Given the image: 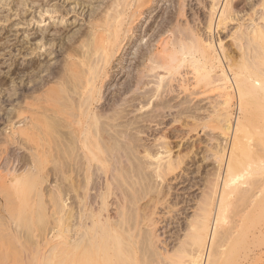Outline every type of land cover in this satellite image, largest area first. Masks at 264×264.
Wrapping results in <instances>:
<instances>
[{
  "label": "bare ground",
  "instance_id": "6f19581e",
  "mask_svg": "<svg viewBox=\"0 0 264 264\" xmlns=\"http://www.w3.org/2000/svg\"><path fill=\"white\" fill-rule=\"evenodd\" d=\"M99 1L69 0L75 6L82 7L81 9L86 8V13L90 17L87 29L77 30L70 36L62 29L56 30L55 33H50L48 29L39 30L40 34H34L32 37L33 40H37L39 37L45 43L48 41L58 43L66 38L68 43L65 41L66 46L60 47L67 53L65 59H62V65L47 67L48 64L29 62L31 64L28 63L29 65L22 68L16 67L14 72L12 71L16 78L28 74V77L32 76L36 79L40 78L41 73H46L39 81L29 78L34 81L28 80L29 83H33L30 85L37 92L36 94L34 91H30L35 93L33 97L40 96L33 100L30 97L31 102H28L30 95L25 98L26 100L23 98L25 104L31 109L36 107V110L32 109L31 114L29 112L30 119L28 120H31V123L29 122L31 125L27 124L24 117L27 126L23 124L25 126H20V128L16 126L18 124H15L17 127L15 133L18 136L22 135L20 138L36 140L33 149L35 146H41V141L43 143L48 138V141L52 138L53 140L57 138L59 142L58 138L67 140L69 148L72 145V148L76 149L78 153L75 154L72 148L71 151L74 153L71 151L69 154L61 153L64 147L58 142H56L58 145L52 146V140L50 143L42 145L56 151H48L44 147L47 152H53L54 157L57 152L64 154L66 158L70 152L75 155L81 154L80 157L75 156V159L78 160L81 156L83 158L84 163L79 168L81 171L76 168L74 162L68 166L74 165L80 174L83 173L82 169H85L82 175L85 176L83 185L80 186L81 190H79L80 192L76 191L79 203L77 212L76 208H74L75 212H72L70 204L67 206L66 200H69L67 199L69 195L67 194L65 197V192L62 193L64 186L61 187L62 191L58 190L56 186H54L56 189L51 191L53 192L51 194L53 195V211L58 215L55 214L54 220L63 219L64 215L62 214L65 213L66 206L70 209L66 210L69 213L65 214L67 218L70 211L72 213L71 219L69 217L72 222L69 224L67 221L69 226H66L65 234L61 235L60 231H57L60 236L54 243V233H51L53 237L47 235L46 232L40 247L35 245L38 249L33 251L34 255L26 256L25 254L26 257H30L22 258L23 264H153V260L161 255L159 250L152 251L153 247L157 245L149 247L150 243L152 241L154 243L156 240L150 241V238L152 239L157 234L150 233V228L149 230L142 227L143 219L147 216L142 215L150 211L147 207L148 203L158 204L156 201L159 199L157 196V200L154 201L155 199L152 198L154 194L148 195L154 193L151 190L144 191V188V192L141 193L140 187L143 186L144 180V183L148 184L147 186L150 188L156 187V184L152 185L158 183L159 177L160 180L166 179V175L168 176L180 166L183 162L182 158L185 156L181 157L175 152L178 149L180 152L187 140V134L195 130L200 123L204 127L208 124H215L217 130V133H214L216 135L212 134L213 136L209 137V143L205 146L206 150L210 151L211 157L214 158L215 170L212 168L213 177L209 176L208 178H212L211 182L209 181V186L207 184L209 192L203 197L204 199L199 201L202 204L198 206L200 208H197L199 211L197 214L195 212L196 216H193V221L189 220L192 222H189L191 228H188L190 232L186 233L189 236L190 248L188 250V248L185 249V245V247L181 245V250H185L184 253H186L183 254L182 251L181 257L179 254H175L176 258L179 256V260L176 259V261L179 264H255L257 261L262 264L261 262H264V0H165L170 4L160 14V18H157L159 15L157 12L156 16H152L149 21L144 19L145 14L156 10L161 0H108L104 4L102 2L103 7L99 6L101 5L98 4L101 3ZM94 6L98 8H94ZM146 22L147 24L144 25ZM19 38L21 39V37ZM62 43L60 45H65ZM14 75L12 76L14 77ZM204 95L205 97H203ZM24 103L23 107L29 111ZM18 114L20 115V113ZM187 118L192 121L188 127ZM62 122L67 124V131L59 130L60 127H57ZM173 123H179L181 127L172 128ZM66 143H64L65 146ZM40 148L39 150H43ZM33 149H29L35 151L34 154L31 152V155L38 156V150ZM66 150L68 151V149ZM47 152L44 153L47 154ZM31 155L29 154V156ZM35 158L34 161H37ZM107 159L112 160L113 164L115 161L116 165L117 163L119 165V162H123L125 165L124 161L126 163L130 161V165L131 163L135 165L134 169L139 173L134 175L136 172L131 168L133 175L129 169L132 176L125 177V173L128 175V172L124 171L127 165H121L122 168L124 166L123 170L120 165H117L124 172L122 178L126 179L124 180V191L121 189L122 193L118 187L122 188L124 181H118L122 183V186H118L120 183L115 182L118 183L116 184L118 190H116L121 194L115 192L116 187L115 184L113 185L112 192L116 194L114 195L116 197L113 196V199H116L115 203L112 201L116 204V212L113 210L115 212L113 216L112 212L107 214L108 206L111 203V200H106L108 190L102 189L103 186L109 185V179L110 181L112 178L116 181L119 180V175L122 172L117 173L119 174L117 176L112 175L120 171L116 169L115 164L116 167H113L111 161L110 169H115V172L112 173V170L109 169L110 177H103L101 174L106 169H103L101 163ZM24 160L27 161V159ZM110 160L107 161L110 162ZM65 161L63 163L66 164ZM61 163L59 165H63ZM23 164L26 165V163ZM29 168L28 172L31 171ZM60 168H57L58 171ZM71 169L75 170L72 167ZM19 171L21 173L14 172L10 181L18 183L30 174V172L25 174L27 173L26 169L23 171L25 175L21 170ZM62 171L65 172V170ZM36 172L38 171H31V178L28 176L29 180L26 179L25 182L32 181L35 186L36 180L32 179L36 178H32V173ZM64 172L60 176L63 177ZM211 173L210 175H212ZM42 174L44 173L42 172ZM80 174H76V176L78 177ZM69 175L67 174L66 179L71 177ZM60 176L57 177V180L56 177L55 180L51 177L54 180L52 181H59ZM156 177L158 180L153 182ZM63 178H60L61 181ZM79 180L77 178L75 185L78 186L77 183H81L78 182ZM163 180L161 181L163 182ZM20 182L19 184H22L23 181ZM28 182L26 184L29 185H25L26 188L23 185L22 187L29 190V186L33 188V185ZM111 183L113 184V182ZM166 183L168 182H165V185L170 187L171 183ZM50 184L48 183V185ZM112 184H110L111 187ZM167 186L165 192L164 186L160 185H157L156 190H152L156 195V191L159 192L162 188L159 194L162 192L165 194ZM68 188L65 187L64 190L69 191ZM39 191L38 198L39 196L41 198L43 195ZM205 191L204 194H206ZM23 192L22 190V196L27 195V190L26 194ZM71 192L69 191L70 195ZM146 192L154 203L150 202V199H148L149 202L145 201L147 205L141 203L142 197L147 196ZM171 192L173 191L171 190ZM111 194L108 195L109 198H111ZM44 196L42 200L45 198ZM30 197L24 196L23 201L24 198L29 199ZM72 200L75 201L74 198ZM33 201L36 200L33 199ZM40 201H36L37 204L42 202ZM77 202L72 207L77 206ZM169 207L171 206L169 205ZM150 208L152 209L150 215L155 214L153 212L155 207L151 206ZM38 209L40 210V208ZM229 210L233 212H229L233 214L230 221V218L225 216L226 212L228 215ZM143 211L146 212L143 214ZM43 216V213L40 214L41 219ZM148 217H150L149 213ZM151 218L155 219V217ZM29 220L27 217L20 216L19 223H17L18 225L22 224L21 227L24 225L28 228ZM151 220L148 219L152 224L149 223L156 227V221L154 220L155 224H153ZM160 220L163 221L161 218ZM32 224L34 225V222ZM53 225L59 224H52L51 230ZM43 233L45 232L43 231ZM151 234H153L152 237H150ZM188 236H185L186 239ZM16 237L15 242L18 241ZM40 241L35 243H40ZM182 242L186 245L188 243L187 240L185 241L187 243ZM150 248L152 249L150 250ZM17 249L13 247L4 255V252L0 253V262L5 256L18 260L21 255ZM154 251H157L158 254L156 252L154 254ZM148 252L154 254L153 256L158 255L151 259L153 262L149 259L150 262L147 263V257H151L148 256ZM177 252L179 253V250ZM164 255L166 258L168 255L170 256L169 252ZM184 255L185 259L181 260L180 258H183ZM230 255L232 257L228 260L227 257ZM175 256L170 257L171 260ZM162 257L161 260H156L157 263L166 264L170 259L168 257L164 260V256ZM171 260L168 261L169 264L172 263H170Z\"/></svg>",
  "mask_w": 264,
  "mask_h": 264
},
{
  "label": "rangeland",
  "instance_id": "374dc122",
  "mask_svg": "<svg viewBox=\"0 0 264 264\" xmlns=\"http://www.w3.org/2000/svg\"><path fill=\"white\" fill-rule=\"evenodd\" d=\"M105 1L107 2L108 0H100L99 2H101V3H98V4H101V5H99V6L101 7L104 4ZM162 1H164V2H162ZM102 2H103V4H102ZM156 4L157 3L155 2V5ZM169 4L170 3H168V1H165V0L159 1L158 6H157V9L154 10V11H152V13L151 12L146 13L145 14L146 16L144 17V19L146 18V21H149L152 18V16L153 17L156 16V13L157 12L159 14L157 16V18H160V14L163 13V11L165 10V8ZM53 6H54V8L56 7L55 10L57 9L59 12L56 10V13H55V10L53 9ZM81 8L79 6H77V5L75 6L74 3H70L69 0H33V1L32 0H0V253L2 254L4 252L3 253V255H4L8 250H10L13 247H15L16 249L18 248L17 249L18 250V253H20V255H21L20 256L21 260H20V258L18 260H15V259H11L10 256H9V258H7V256H5V258H3V261L0 262V264H23L22 258L25 259V257L27 255H29V254L30 255H34L33 254L34 253L33 251L34 250L36 251L38 249V247L36 248L35 245H37V246L39 245V247H40V244L43 241V237H45V235L47 233H48L47 235H51V236H53L52 234L54 233V236L55 237L54 236L53 237H54L55 241H54V239L53 240L51 239V240L54 241V243L57 242L58 241L57 239L60 236L59 234H61V235L62 234H65L64 232L66 230V226L68 227L69 226L68 223L71 224V222H72V221L70 222L71 214L72 213L70 211V215L67 218L66 215L69 214V213H67L66 210L69 209V207H71L72 208L71 209L72 212H75V209L74 208H76V212H77V209L79 207V203L77 202L78 198L76 197L77 196L76 193L80 192L79 191V190H81V187L80 186L83 185V182H84L83 179H84V176L85 175L84 176H82V175L84 174L85 169H82L83 173L80 174L81 169H79V168H81L82 167V164L84 163L83 162V158L81 156V158L79 160L80 161L82 160V161H81V163H78L80 161L77 158L75 159V156L76 157H78V156L80 157L81 154H79V155L77 154L78 156L75 155L78 152H76V149H73L72 148L73 147L72 145L69 148V144L66 143L67 140H65V139L63 140L62 139L63 140V144H62V140L60 138H58L60 140V142L57 140V138L56 139L54 138V140H53V138L52 139L50 138L53 141L52 146L59 144V145L63 146L64 148L66 146L68 147V148L66 147V149H68V151L66 149L64 150V148H63V150H62L63 152H61V153L66 152L64 154H69V151H71L72 149L75 152V154H72L71 152H73V151H71L70 152V155L71 156L70 155L69 156L66 155L67 158L65 157L64 154H61L60 152H57V153H55L57 155H55V157H54V153L53 152H56V151H53V149L50 150V149H48L47 146L42 145V144H48V143L51 142V140L48 141V139H49L48 138V139H46V141H43V143L41 141L40 145L42 147L41 146H37L39 148L40 147L43 148V150L40 148L42 151L39 150V148H37L35 146L36 150H38V152H39L38 156L35 155V157H37V158H35L33 156V154H34L33 152H35V151H31V150L33 149V147H34V145L36 144L37 141L36 140L33 141V139L32 140H29L30 138L27 139L25 137L20 138L22 135H19L18 136V134L15 133V129L17 127H20V126L21 127H24L26 125V122H27L28 125H31V124H29V122L31 123V120L30 121L28 120V119H30L29 112L31 114V112H33L34 109L36 110V107H34V109L32 107V109H33V111H32V109L30 108V106H28L27 104L24 103L25 102L24 99L25 98H28V95H30L29 98H28V100H29L28 102H31L30 101L31 100L30 97H32V100H33V98L36 97V96L35 97H33V96H34L35 93L37 94V92H35L33 90L32 86H31V85H33V83H29V81L31 82L35 78H32V76H30L32 78V80L29 79L30 77H28V74L27 75L26 74H23L20 78H16L15 75L13 74V72H14L13 70H15L16 67L22 68V67H25L26 65H29L31 63H33V64L40 63L42 65H44V64L47 65L48 64L47 67L48 66H50V67L53 66L54 67V66L60 65V64L62 65L63 60L65 59L67 53L65 52V49L60 48V47L66 46V44L68 43L67 40H66V38L63 39V41L60 40L61 42L59 41L58 43H56V42L53 43V41H51L52 42V44H51L50 41H48V42L45 43L43 40L39 39V37H37V40L34 39L35 40L34 41L32 37H34V34L35 35H38V33L40 34V31H43V30H46V29H48L50 31V33H55L56 30L62 29V30L65 31L64 33H67V35H69V36H70V34H72L73 32H75L77 30H85V29H87L86 27H87V25L89 26L88 23L90 21V19H89L90 17L88 15V13H86V8H84V9H81ZM94 8H98V7L94 6ZM80 11H82V12H80ZM75 20H76V22H75ZM143 20H142V22H143ZM145 24H147V22L144 23V25ZM52 27H53V29H52ZM67 28H68V30H67ZM24 34H26L28 36H26ZM19 37H21V39ZM65 41L67 42L66 44H65ZM17 42H19V43H17ZM61 43L62 44H65V45H60ZM16 46H18L19 48L16 47ZM61 49H62V52H60ZM64 53H65V55H64ZM29 62H31V63H29ZM45 74H46L45 72L44 73H41L40 78L42 76L44 77ZM12 75H14L15 78ZM40 78L37 77L36 78L37 81H39ZM16 80H17V82H16ZM32 82H34V81H32ZM30 91H34L35 93L34 92H30ZM31 93H32V95H31ZM26 94H27V96H26ZM24 96H26V97H24ZM38 96H40V95H37V97ZM37 97L35 99H37ZM203 97H205V95ZM204 101H206V100H204ZM23 103L25 105H27V108L29 109V111L27 109H26L27 111L25 110V107H23V105H22ZM18 113H20V115L23 116V117H21ZM27 115H28V117H27ZM24 117H25L26 120L23 119ZM13 120H14V122H13ZM191 122L192 121L189 118H187V127H188V124H191ZM15 124H18V125H16L17 127L15 126ZM23 124H25V125H23ZM61 125L60 126L57 125V127H60L59 130L67 131V124L62 122ZM174 125H175V127H174ZM199 125L200 126L202 125V126L200 127ZM214 125L215 124H208V125H205V127H204L203 124L200 123V124L197 125L198 128L196 127L195 130H193V131H191V132H189L187 134V140L185 141V144H184L183 148L180 150V152H179V149H178V151L176 150V152H175V153H178L181 157H182V155H183V157L185 156L184 158H182L183 159V162H185V163L182 162L180 164V166L176 170H174L173 172H171V174H173V175L175 174L174 176L171 175L170 173L168 174V176L166 175L165 176L166 179H164V178L161 179V180L164 179L163 180L164 183L160 180V177L159 178L158 177L154 178L155 180L153 182H156L158 179L159 180L157 181L158 183H154L152 186H154L155 184H156V187H157V185L158 186L160 185L161 187L164 186L165 189L163 187V190L165 192L166 186H167V185H165V182H168V183L170 182L171 183L170 187L167 186L168 188H170L169 189L170 191L167 188V191H166L165 194H164V192H162V194H159V193H161V190H162V188L159 187L160 190L158 189L159 192L156 191V195H155V191H153V190H156L158 187L157 188L156 187H151L150 188L149 186H147L148 184L144 183L145 180L142 182V185L143 186L140 187V192L141 193H143L144 191H150L151 190V192H154V193H149L148 192L149 193L148 195L151 194V196H152L154 194L152 196V198L155 199L154 201H156L157 199H159L158 201H156V202H158V204L157 203L155 204L154 201H153V199L149 198V196L147 195V192L145 193L147 196H144L143 194H141V195L144 196V198L142 197L143 200H141V203L146 204L147 202L145 203V201H147L148 199H150V202H153L154 204L153 203L152 204L153 205H156V206H153V205H151V203H148L149 206H147V207H149L148 209H150V211H147V212L149 213V216L150 217L147 218L148 213L144 214L146 211L145 212L143 211V214L144 215H142V216L147 215L146 217H144L143 220L145 222L146 219H147V222H148V225L149 226L147 225V222H145L146 224L144 222H142L143 223L142 224V227H146L147 229L150 228L151 229V230L149 229L150 230V233L153 232V234H155V233L157 234V236L156 235L153 236V234L150 235V237L153 236L152 239L150 238V241L151 240H155V239L156 240H155L154 243L152 241V243H150V246L149 247H153V245H155V246L157 245L156 247H153V249L150 248V250L151 249H152V251L153 250H159V252H161L160 254L162 256H164V260H166L168 257L169 258L170 257H174L175 254L176 255L179 254V256L181 257L180 254H181L182 251H183V254H185L186 253V252L184 253L185 250H181L182 249V246L183 247L186 246L185 249L188 248V250L190 248L189 247V241L190 240L188 239L189 236L187 235V233L190 232L189 229L191 228V226L189 224L192 223V222H190L189 220L191 219L193 221L194 217L196 216V214L199 211V209L197 210V208H200L198 206H200L202 204V203L200 204L199 201L202 200V199H204L203 197H205L207 195V192H209V189H208L209 188L208 187L209 186V181L212 178L211 179H208V178H209V176L210 177H213V174H212L214 172L213 169L215 170V164H214L215 161L213 160L214 158L211 157L210 151H207L206 150V147H205L209 143V139H210L209 137H211L213 135H216V134H214L215 132L217 133V130L215 129V126ZM171 127L172 128H180L181 125L179 126V123H173V125H171ZM22 139H23V141L21 142ZM55 140H57V141H55ZM109 141L112 142L111 139H109ZM44 142H47V143H44ZM56 142H58V144ZM64 143H66L67 145L65 146ZM23 147H25V148H23ZM44 147L47 148L46 150L53 151V152H51V153L50 152H47L44 149ZM29 149H31V150H29ZM40 151H41V153H40ZM31 152L33 153L32 155H31ZM44 152L45 153L47 152L48 155L45 154ZM59 153H60V155H59L60 157L58 156ZM29 154L32 157L29 156ZM39 155H41V156H39ZM63 155H64L63 158H66L67 161H65L66 159H63V158H62L63 159V161H62L61 157ZM206 155L209 156L208 159H207V156ZM73 156H74V160H73ZM33 157L35 159H37V161L36 160L34 161V158ZM43 157H44V160H43ZM38 158L40 159V162L42 161L41 162L42 164L40 162H38V160H39ZM50 158H51V160H50ZM58 158H60L61 160L58 159ZM24 159H27V161H25ZM121 159H125V158H121ZM28 160H31L32 163H31V161H28ZM55 160H57V161L55 162ZM107 160L109 161L110 159H107ZM107 160H105V162H107V163H105V162L101 163V165L103 166V169L104 170L106 169L105 171L103 170L104 173L101 174V175H103V177L104 176L105 177H108V176L110 177V170H112L111 171L112 173L115 172V169H110L111 165L113 164V161L110 160V162H108ZM61 161H62V163H61ZM64 161L67 162L66 163L67 165L65 163H63ZM111 161H112V164H111ZM35 162H38V163H35ZM73 162H74V165H76V168H78L80 171L78 169H77L78 171H76V168H75L74 165L68 166L70 164H73ZM128 162H127L128 163L127 164L124 161L125 165L123 164V162H119L120 167H121L122 164L124 166L127 165V167L125 168L127 171L126 170H124V171L125 172H128V175H127V173H125L126 174V175L124 174L125 177L126 176L129 177V175L130 176L133 175L132 172H131V168H132V171L136 172L135 169H134L135 165H133L132 163L130 165V161H128ZM23 163H26V165L23 164ZM59 163H61L63 165H59ZM30 164H32V165L29 166ZM33 164H37V165H33ZM39 164H40V166H39ZM56 164H58V165H56ZM114 164H115V161H114ZM114 164H113V167L116 165V164L115 165ZM117 165H118V163H117ZM128 165H130L131 167L128 166ZM33 166H37V167L34 168ZM61 166H63V167L60 168ZM66 166H68V167H66ZM124 166H123V168L121 167L122 170L124 169ZM181 166H183V167L181 168ZM29 167H31V168H29ZM71 167L74 168L75 170L71 169ZM117 167H116V169H118L120 172H115L114 174H112L114 176L115 175L117 176V175H119L117 173H121L122 172L121 169H119L120 167H118V168ZM128 167H130V168H128ZM28 168L31 169V171H33V172H34V170L35 171H38V172L34 173L35 175L32 173V178L33 177L36 178V179H34V178L32 179V180H36L35 181L36 183L34 182L35 186L33 185V182L32 181L31 182L29 181L31 183V185H33V188L31 186H29L30 187L29 190L28 189H25L26 188L25 185H27V186L29 185V184H26L28 182V180H29V177L31 178V176H30L31 175V171L30 170H29L30 174L29 175H26V179H28L27 182H25L26 181L25 178H23L24 180H22L24 183L20 180L22 182V184H19L20 181L18 183H15V182L10 181L11 178H12L11 176L13 174H15V173L20 172L19 170H21L22 171V174H24L23 171H25V169H26L27 171H25V172H27V173H25V174H28L29 173L28 172ZM57 168H60V170L58 171ZM179 168H181V169H179ZM70 169L74 173L71 174L70 173L71 172ZM129 169H130V172H131L132 175L128 171ZM61 170H65V172L62 171V172H64L63 173V177L65 176L64 177L65 180H64V178L62 176H60V174L62 175ZM66 170H67V172L70 173L71 177H70L69 173L66 172ZM118 170H116V171H118ZM48 171H49V175H48ZM42 172L44 174H42ZM209 172L210 173L212 172L211 173L212 175H210ZM123 173L124 172H122L119 175L120 178L118 177L119 180L117 179V181L114 178H112V180L110 181V179L108 178L109 179V182H110V183L108 182L109 185L107 184L106 185L107 187L106 186H103L104 188L102 189L104 191H107L108 190L107 193H106V195H107L106 200L107 201H110L111 200L110 201L111 203L110 202H108V203H110V205H109L110 207L112 206L111 207L112 210L108 206L109 211H107V214H109V212H112V216L116 212L115 211L116 210L115 209V207H116L115 205L116 204H114L115 203L114 200H116V199H113L114 197H116V196H114L116 194L114 192H112L114 190L112 188H113V185L114 184H115L114 186L116 187V184H118L120 182H123L126 179V178L124 179V177L122 178V174ZM67 174L70 177V178H67L69 180L66 179ZM76 174L77 175L80 174L81 177H80V175L77 177ZM137 174H139V173L136 172L134 175H137ZM43 176H46V177H43ZM59 176H60V178H63L62 181H63L64 184L62 183V181H61L60 178L58 179L59 181L53 182L55 179L57 180V177H59ZM73 176H76V177H73ZM39 177H41V178H39ZM51 177L53 179L55 177L56 178L53 180ZM133 177L135 178L136 176H133ZM169 177H170V179H169ZM44 178H45V181H44ZM77 178H78V180L82 178L81 180L78 181V182H81V183H77L80 188L77 185H75L76 182H77ZM73 179H75V180H73ZM113 179H114V181H113ZM48 180H49V182H47ZM165 180H167V181H165ZM207 180H208V182H207ZM65 181H67V182H65ZM118 181H120V182H118ZM159 181H161V182H159ZM51 182H53V183H51ZM111 182H113V184ZM115 182H118V183H115ZM146 182H147V180H146ZM42 183L44 184V186H43ZM48 183L49 184L51 183V184L48 185ZM151 183H152V181H151ZM161 183H163L164 185L163 184L161 185ZM168 183H166V184H168ZM110 184H112V187L110 186ZM120 184H118V186H122V183H120ZM124 184H125V181L123 182L122 188L121 187H118L119 188V191L121 193H122V191H124L123 189H125ZM207 184H208V186H207ZM22 185L25 188H23ZM57 185H62V186H57ZM54 186H56V188L58 187L57 189L58 190H61V191H62V188L61 187L64 186L63 187L64 189H65V187H66V189L69 187L68 190L70 189L69 191H72L71 192V195L73 196L72 197L70 195L69 191L63 189L62 193L65 192L64 193V194H66L65 197H67V194L69 195L68 197H70V198L67 197V199H69V200H66V203L68 202L67 203V206L69 204L71 206L70 205H69V207L66 206V209L64 211L65 213L62 214V215H64L63 216V219L64 220L62 219L60 221L54 220L55 219V214L57 215V213H54V211H53L54 207L52 206L53 205V203H52V196L53 195H51V194H53V192H51V191H54L56 189ZM109 186L111 187L110 188L111 189V192H109L110 191ZM148 187H149V189H148ZM205 187H207V188H205ZM20 188L24 191L23 192L24 194H26L25 191L27 190V195H24V196H27V197L31 196V197L29 199L28 198H24L25 200L23 201V197L24 196H22L23 194H22V190L20 191ZM49 188L52 189V190H50ZM118 188L116 187L115 190L116 189L118 190ZM144 188H145V190H144ZM121 189H122V191H121ZM30 190H31V192H30ZM117 190L115 192H118ZM171 190L173 192H171ZM38 191L43 196L45 195L44 196L45 198H43V200H42V197L43 196L41 198L39 196V198H38ZM46 191H48V192H46ZM76 191H78V192H76ZM168 191H169V193L167 194ZM204 191L206 192V194H204ZM120 192H118V193H120ZM73 193H74L75 196L73 195ZM111 193H113V194H111ZM109 194H111V196H110L111 198L108 197ZM32 195H33V197H32ZM167 195H169V196H167ZM164 196H166V197H164ZM156 197H157V199H156ZM73 198L75 199V201L72 200ZM33 199L36 200V201H38V202L41 200L43 203L40 201L41 203L37 204L38 202L33 201ZM30 200H32V201H30ZM28 201H30V202H28ZM70 201L73 202V203H71ZM112 201H114V203H112ZM76 202H77L78 205L77 206L74 205V207H72L73 204H75ZM148 202H149V200H148ZM30 203H32L33 205L32 204L30 205ZM45 204H46V207H45ZM112 204H114V205H112ZM37 205H38V207H37ZM146 205H145V207H146ZM150 205L152 207H155L154 210L157 211V212L153 211L155 213V214H153L154 216L152 214L150 215V212L152 213V211H151L152 209L150 208L151 207ZM169 205L171 207H169ZM21 206H22V208H21ZM39 206H41V207L44 206L45 208L44 207L41 208ZM38 208H40V210L42 209L41 211H42V213L44 215L43 216V219L40 218V214H42V213H41V211ZM169 208L172 211L171 210L169 211ZM73 209H74V211H73ZM69 210H67V211H69ZM113 210L115 212H113ZM144 210H146V208ZM195 212H196V214H195ZM229 212H230V210L228 211V215H227V212H226V215L225 216L227 218H230V217L233 218V214H230L232 211L230 213ZM38 214H39V216H38ZM193 214H195V215H193ZM33 215H34V217H33ZM20 216L21 217L24 216V218L27 217L28 219H30L29 220V223L30 224H29V227L28 228L25 227L24 225H23V227H21L22 224L18 225V223H19L18 219H19ZM57 216H56V218H57ZM157 216L160 217L163 220V221L160 220L161 223L159 221L160 218H158ZM69 217H70V219H69ZM151 217H153V218L155 217L154 220L156 221V227H155V225L152 226L151 225L152 222L148 221V219L149 220L152 219ZM231 218L229 219V221L231 220ZM15 219H16V221H15ZM31 220H33V221H31ZM46 220H48V221H46ZM154 220L153 219L151 220V221H153V224H155ZM67 221H68V223H67ZM31 222L32 223L34 222V225ZM54 223H56V224L58 223L59 225H56V226L53 225V227L54 226L55 227H54V229L52 227V230H51L50 227ZM61 224H63V225L61 226ZM32 225H33V227H31ZM145 225H147L148 227L145 226ZM55 228H58V229H55ZM49 229H50V231H49ZM154 229H155V231H153ZM43 231L45 233H43ZM57 231L58 232L60 231L59 234L57 233ZM56 233H57V236H56ZM38 235H39V237H38ZM155 236H156V238H155ZM185 236H188L187 239H186ZM15 237L18 239L19 243H18V241L15 242ZM36 239H38V240H36ZM186 240H187L188 243L185 242ZM37 241H40V243H35ZM182 241H184L185 243H187V245L186 244H183ZM50 244H52V243H50ZM178 245H180V246H178ZM48 247H46V248H48ZM178 250H179V253L177 252ZM148 251H149V249H148ZM164 251H166V253H164ZM155 252L157 253V251H154V254H155ZM162 252L164 254H168V252H169L170 256L168 255V257L166 258V256ZM25 254H26V256H25ZM148 254H149V252H148ZM154 254H151L150 253L148 255V256H151V257L150 258L147 257L148 258L147 259V263L150 262L149 259L151 260V259L155 258L156 256H158V255L153 256ZM160 256H158L159 259H158V257H156L155 259L156 260H161V257L162 256L161 257ZM179 256H177V258L175 256V258H174L175 260L173 258H172L173 260H171V258L168 259L166 264H169L168 263L169 260H171L170 261V263L172 262L171 264H177V263L179 264V262L176 261V259L179 260L178 259ZM29 257L30 256L26 257V259H28ZM185 257L186 256L184 255L183 258H180V259L183 260V259H185ZM231 257H232V255H230L229 257H227V259L229 260V259H231ZM162 259H163V257H162ZM14 260L17 261V262H15ZM156 260H153L154 262L151 260V262H153V264L155 262H156L155 264H159V263H157ZM173 261H175V262L173 263ZM158 262H160V261H158ZM163 262H165V261H163ZM163 262H160V263H163ZM257 263L259 264V261H257ZM257 263L255 262V264H257ZM261 263L263 264L264 262H261ZM150 264H152V263H150Z\"/></svg>",
  "mask_w": 264,
  "mask_h": 264
}]
</instances>
